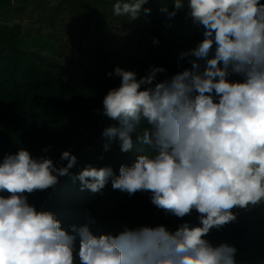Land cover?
<instances>
[{
  "label": "clouds",
  "instance_id": "clouds-1",
  "mask_svg": "<svg viewBox=\"0 0 264 264\" xmlns=\"http://www.w3.org/2000/svg\"><path fill=\"white\" fill-rule=\"evenodd\" d=\"M147 3L117 0L113 14L134 21L150 13L143 7ZM171 5L172 11L166 4L160 10L170 18L186 10L203 29V39L180 58H205L215 45L214 58L202 73L185 69L163 81H157L163 67L153 66L139 78L121 67L108 73L119 77L120 85L104 97L103 115L119 126L105 128L102 135L118 139L122 152L135 148L141 154L132 166L121 165L119 175L111 167L89 165L73 179L93 193L110 180L114 190L130 196L149 192L151 203L166 215L182 219L195 211L198 225L96 235L85 224L73 225L69 234L26 194L54 187L77 157L64 151L60 160L67 164L57 167L21 148L0 161V193L9 194L0 195V264H75L77 236L80 264H236L234 246H213L205 237L236 221L234 208L264 204V3L171 0ZM231 74L243 79L232 81Z\"/></svg>",
  "mask_w": 264,
  "mask_h": 264
},
{
  "label": "rangeland",
  "instance_id": "rangeland-1",
  "mask_svg": "<svg viewBox=\"0 0 264 264\" xmlns=\"http://www.w3.org/2000/svg\"><path fill=\"white\" fill-rule=\"evenodd\" d=\"M116 2L0 0V47L8 52L0 57V161L21 148L33 158L52 159L57 167L67 164L60 160L64 151L77 157L76 165L54 187L26 194L31 205L52 212L69 234H74L73 225L85 224L96 235L158 225L175 231L184 222L198 225L195 211L182 219L166 215L151 203L149 192L130 196L114 190L110 180L93 193L81 190L73 179L89 165L111 167L119 175L121 165L132 166L141 154L135 148L122 152L118 139L109 141L102 135L105 128L119 126L103 115L104 97L120 85V78L108 73L121 67L139 78L153 66L163 67L166 71L157 74V81H163L185 69L202 73L215 56L214 45L205 58H180L203 39V29L192 23L186 10L171 18L162 12L164 4L172 11L171 0H149L143 7L150 13L142 12L134 21L113 14ZM9 57L21 64L15 88L3 86ZM229 79L243 78L231 74ZM132 136L135 140L136 134ZM143 150L153 153L148 146ZM233 212L236 221L211 230L205 239L213 246H234L236 264H264V204ZM73 251L75 264H80L78 236Z\"/></svg>",
  "mask_w": 264,
  "mask_h": 264
},
{
  "label": "trees",
  "instance_id": "trees-1",
  "mask_svg": "<svg viewBox=\"0 0 264 264\" xmlns=\"http://www.w3.org/2000/svg\"><path fill=\"white\" fill-rule=\"evenodd\" d=\"M7 51L5 50V48L0 47V57L1 56H7ZM7 67H8V77L4 80L3 82V86L5 87H18L19 86V81L18 78L16 77V71L19 67H21V64L13 59V57H9L7 62ZM41 109L43 111H46V107L43 105V107H41ZM77 182H79V184L81 185L80 181L77 179Z\"/></svg>",
  "mask_w": 264,
  "mask_h": 264
}]
</instances>
